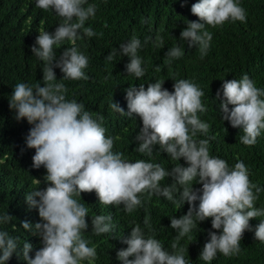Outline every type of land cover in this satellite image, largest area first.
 Masks as SVG:
<instances>
[{
  "label": "clouds",
  "instance_id": "clouds-1",
  "mask_svg": "<svg viewBox=\"0 0 264 264\" xmlns=\"http://www.w3.org/2000/svg\"><path fill=\"white\" fill-rule=\"evenodd\" d=\"M185 2L181 0V6ZM35 6L45 11L51 9L62 22L53 33L40 31L31 46L34 56L44 62L43 86L17 83L9 108L15 110L17 121L26 119L32 125L25 138L26 146L35 149L32 167L46 169V186L34 188L25 195L28 205L37 208L40 221L34 225L21 222L23 229L40 237L43 246L30 257L31 243L25 241L22 249H18L20 237L0 230V264H5L13 253L22 256L27 264H82L83 261L94 264L98 258L96 249L88 246L89 241L83 236L88 229L89 209L76 199H81L82 192L92 191L101 204L122 205L129 214L142 206L141 195L145 193L148 198L152 195L166 198L176 211L185 201L189 205L188 211L179 218L169 217L170 227L177 232L171 252L154 238L150 219L145 217L143 223L151 235L146 236L139 224L131 227L129 236L123 238L127 247L116 252V259L122 264H190L184 247H178L179 241L184 237L194 241L189 234L198 227V222L207 218H211V229L222 231L218 234L208 230L209 239L199 258L211 262L218 252L226 257L239 255L244 231L252 230L250 219L264 217V208L255 207L264 188L249 179V169L242 160L238 159L230 168L226 160L210 155L209 139H197L198 133L206 135L210 130V124L198 116L207 111L201 99L203 90L188 79H173L174 90L169 92L163 87L164 80H156L148 83L146 89L140 84L125 90L127 112L112 99L109 107L115 112L129 117L135 114L142 121L135 137L139 142L138 153L152 157L153 146L159 145L160 151L174 161L183 158L187 166L177 163L166 170L160 163L131 162L124 158L123 152H113L114 137L105 135L102 115L93 118L84 104L66 99L68 89L64 83L56 82L53 70L58 67L64 80L88 79L83 70L89 66V58L78 50L76 41L81 35L86 38L97 35L91 27H85V22L95 17L97 6L88 0H35ZM190 10L199 20H187L180 39L188 47L195 45L200 59L208 54L212 41V33L205 30V25L216 28L229 20L247 22L246 10L239 0H199ZM64 41L72 46L65 48L57 59L53 46ZM154 43L157 48L162 47L163 37L157 36ZM141 47L135 35L119 45V54L129 58L126 73L137 79L146 72L138 55ZM116 55L114 48L105 59L113 61ZM165 56L171 66L172 61L184 56V49L174 45ZM155 71H161L159 65ZM221 89L222 98L220 89L216 93L221 119L233 128L242 129V144L254 146L264 131V99L261 98L264 89L256 87L247 74L239 80H223ZM229 105L233 107L229 109ZM166 177H171L173 182L162 187L160 182ZM36 183L40 185L41 181ZM194 183L201 187L193 188ZM12 218L6 213L0 216V223H8ZM111 221V215H95L91 217V231L97 236L110 233ZM254 234L264 243V219H260Z\"/></svg>",
  "mask_w": 264,
  "mask_h": 264
},
{
  "label": "trees",
  "instance_id": "trees-1",
  "mask_svg": "<svg viewBox=\"0 0 264 264\" xmlns=\"http://www.w3.org/2000/svg\"><path fill=\"white\" fill-rule=\"evenodd\" d=\"M199 0H186L181 6V0H88L89 4L97 6L94 18L85 22V27H91L96 36L81 38L76 41L80 52L89 58V66L83 71L88 79L64 80L58 67L54 68L56 82L64 83L68 89L66 99L85 105L93 118L97 114L104 117L102 127L105 135L114 137L113 152H123L124 158L135 162L160 163L170 170L177 163L187 166L183 158L174 161L166 152L154 145L152 157L138 153V141L135 140L142 121L139 116L129 117L115 112L109 107L112 99L121 108L128 111L126 92L128 87L164 80L163 87L173 91L175 80L188 79L197 84L204 92L201 98L207 111L198 113L199 118L210 124V130L205 135L197 134V139H209L210 155L227 161L231 168L242 160L249 169V179L264 188V131L257 138L254 146H245L240 142L243 131L233 128L227 120L221 119L217 90L222 89L223 80H239L244 74L255 82L256 87L264 89V0H239L246 10L247 22L227 21L223 26L213 28L205 25V30L212 33V41L208 54L200 59V53L195 45L188 47L187 42L180 39V32L186 27L187 20L198 21L191 13V5ZM87 5H85L86 7ZM148 20V23H144ZM61 18L51 9L45 11L35 6V0H0V216L8 213L13 218L8 223H0V230L7 231L11 236H18V249H22L25 241L32 244L30 257L41 248L40 237L21 226L22 221L31 225L40 221L38 210L30 207L25 195L34 188H44L46 169L32 167L34 148H28L25 138L32 127L26 119L17 121L15 110L9 108V100L17 83L43 86L44 62L38 60L31 51L35 38L40 31L53 33ZM105 23L107 27H104ZM102 33V35H100ZM135 35L140 39L142 47L138 55L142 58V67L146 69L144 77L137 79L126 73L125 66L129 62L127 56L119 54V45L129 41ZM157 36H162V47L155 46ZM146 38H149L146 42ZM174 45L184 49V56L174 60L171 66L167 64L165 53ZM69 41L62 45H54L56 58L63 50L71 47ZM117 55L113 61L105 57L113 49ZM159 65L160 72L155 71ZM264 99V97H261ZM229 109L233 105L228 106ZM214 137V139H212ZM23 149V152L21 151ZM37 180L41 183L38 185ZM172 178L166 177L161 186L171 184ZM201 185L194 183L193 188ZM35 199H39L36 197ZM80 203L89 209L86 221L88 229L83 232L88 246L94 247L97 259L94 264H122L116 259V252L126 248L123 238L128 237L131 227L139 224L146 236L151 232L144 225L145 217L150 219L154 238L161 241L165 249L172 251L171 244L177 235L170 227V218H179L188 211L185 201L176 211L172 202L158 195L148 198L147 193L141 195L142 206L132 213H126L122 205H103L98 201L95 191L82 192ZM198 205L199 201L194 202ZM256 208H264V192L259 194L255 202ZM95 215H111L113 231L99 236L94 235L91 217ZM264 217L251 218L249 224L252 230H245L241 239L239 255L226 257L217 253L211 262L199 258L204 243L209 239L211 218L198 222V227L189 234L195 239L188 241L187 237L179 241L178 247H184L185 257L190 264H264V243L255 238V227ZM15 226V230H14ZM133 259V257H129ZM5 264H27L22 256L13 253ZM82 264H88L83 261Z\"/></svg>",
  "mask_w": 264,
  "mask_h": 264
}]
</instances>
